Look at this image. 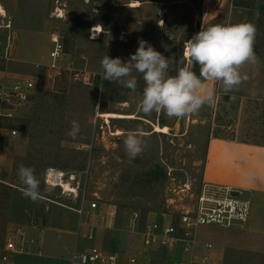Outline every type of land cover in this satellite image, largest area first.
I'll list each match as a JSON object with an SVG mask.
<instances>
[{"label":"rangeland","instance_id":"1","mask_svg":"<svg viewBox=\"0 0 264 264\" xmlns=\"http://www.w3.org/2000/svg\"><path fill=\"white\" fill-rule=\"evenodd\" d=\"M204 1L0 0L5 11L0 16V77L26 76L34 84L24 108L0 120V248L9 241H22L23 235L30 237L25 224L40 229L30 238L39 244L41 229L57 221L50 211L52 205L79 209L96 201L100 207L85 209L83 214L92 245L117 252L121 264H130V257L136 259L135 264H148L154 257H180L179 249L143 248L141 227L136 233L129 229L131 213H139L140 225L163 219L177 222L181 212L194 205L203 185L209 140L264 144V100L251 82L252 73L264 72V0H211L206 19ZM132 2L140 5L132 8ZM241 21L257 28L253 46L257 62L241 67V75L248 78L230 90L222 82L204 81L206 88L214 89V99L196 114L182 118L164 112L145 115L137 107L145 86L142 74L133 73L138 81L136 92L101 78L104 54L127 60L140 39L172 59L168 73L174 76L187 63L186 41L202 25ZM94 26H100V34L92 31ZM53 37L63 44L59 66L65 71L59 74L46 68ZM193 70L199 74V66ZM98 98L100 112L134 118L108 123L97 118ZM72 120L80 124L76 138L68 135ZM153 124L168 127L169 133H154ZM10 130L17 134L10 137ZM117 130L120 135H114ZM132 131L142 132L146 141L135 158L127 155L124 146ZM21 164L34 167L41 181L42 215L23 195L24 185L17 174ZM48 169L62 173L63 182L74 187L76 194L46 184ZM107 205L116 208L112 220L105 214ZM241 230L200 227L194 251L197 256L208 255L206 264H264V253L218 251L221 232L236 235ZM25 244L20 251L27 252ZM206 244L212 246L208 251ZM73 247L66 245V254ZM9 261L11 257L1 254L0 264Z\"/></svg>","mask_w":264,"mask_h":264},{"label":"clouds","instance_id":"2","mask_svg":"<svg viewBox=\"0 0 264 264\" xmlns=\"http://www.w3.org/2000/svg\"><path fill=\"white\" fill-rule=\"evenodd\" d=\"M256 33V26L249 21L202 25L201 30L186 41L187 63L174 76L168 73L172 59L140 39L139 47L127 60L104 54L100 75L104 81L119 82L136 92L138 81L133 73L138 72L145 85L138 111L145 115L164 112L169 117H186L212 103L214 89L206 88L204 81L222 82L224 88L230 90L248 78L241 75V67L257 62L253 47ZM196 66H199V74L193 70ZM79 132V122L72 120L68 135L76 138ZM143 137L140 131L127 133L124 146L130 158H135L146 147ZM17 174L24 185L23 195L33 202L38 201L41 181L35 168L21 164Z\"/></svg>","mask_w":264,"mask_h":264},{"label":"crops","instance_id":"3","mask_svg":"<svg viewBox=\"0 0 264 264\" xmlns=\"http://www.w3.org/2000/svg\"><path fill=\"white\" fill-rule=\"evenodd\" d=\"M210 3L211 0L204 1V19L207 17ZM251 82L257 85L254 89L259 99L264 100V72L252 73ZM258 84H263V87L259 88ZM202 184L230 188L234 192L241 193L251 202L250 216L242 226L241 232L236 235L228 232L219 234L220 249L218 251H226L230 248L243 252L264 253V144L217 138L209 140ZM33 204L36 213L41 210L40 215H42L45 207L43 199L40 198ZM52 207L49 210L52 214H56L57 221L49 222L41 229L43 236L39 244L37 240L30 238L38 234L40 229L25 224L26 233L30 237L23 235L22 241L14 240L15 250L13 251L5 249L6 242L0 248V259L1 254L5 253L11 257V261L6 264H71L70 255L74 250L80 252L94 246L89 241L92 235L88 232L83 215L85 209L89 210L88 206H81L80 213L79 209L64 205H52ZM109 220L112 219L109 218ZM89 235L91 238H88ZM24 243H26L27 252L19 250ZM66 245L74 246L67 254ZM38 248L41 250H37Z\"/></svg>","mask_w":264,"mask_h":264},{"label":"built area","instance_id":"4","mask_svg":"<svg viewBox=\"0 0 264 264\" xmlns=\"http://www.w3.org/2000/svg\"><path fill=\"white\" fill-rule=\"evenodd\" d=\"M52 50L49 55L50 62L46 68L54 73H61L65 69L59 66V59L63 53V44L57 37L52 38ZM34 84L29 77L18 76L8 79L0 77V120L12 117L14 111L24 108L32 98ZM16 130H10L9 136L14 137ZM57 173L56 170H46L45 183L49 185V174ZM62 174V173H61ZM54 178H52L53 180ZM59 178V180H61ZM63 181V180H62ZM57 183V182H55ZM73 190L76 189L73 187ZM96 201L90 203L91 210L98 209ZM251 202L239 192L221 187L203 184L195 198V203L191 209L182 211L177 222L171 220H161L146 222L140 225V215L133 211L130 216L129 229L131 232H138L141 227V244L145 249H161L175 252L179 249L182 259L172 258L167 260L154 257L148 264H206L208 255L197 256L194 251L196 244V232L200 227L218 226L221 228L242 227L250 216ZM80 213L81 210L79 209ZM106 216L113 218L116 215V208L108 205L105 211ZM136 229V232H135ZM89 238H91L89 236ZM211 244L205 245V250L211 249ZM5 249L15 250L12 242H7ZM173 257V256H172ZM4 258V257H3ZM122 259L115 252L106 251L96 246L87 248L83 251L74 250L70 255L71 264H121ZM130 264H135L136 259L130 257Z\"/></svg>","mask_w":264,"mask_h":264},{"label":"bare ground","instance_id":"5","mask_svg":"<svg viewBox=\"0 0 264 264\" xmlns=\"http://www.w3.org/2000/svg\"><path fill=\"white\" fill-rule=\"evenodd\" d=\"M140 4L139 2H132V4L130 5L132 8H135V7H138ZM5 15V11L4 9L0 6V16H3ZM59 16V15H58ZM93 32H97L100 34V26H94V28L92 29ZM92 39L93 40H96L97 37H96V34H93L92 36ZM186 58V57H185ZM210 86V84H209ZM100 101H99V98L98 100L96 101V105H95V110H96V117L97 118H103L105 119V121L108 123L109 120H123V119H132L134 118L132 115H123V114H119V113H113V112H100ZM152 129H153V132L154 133H159V134H168L169 133V129L168 127L166 126H159L158 124H153L152 125ZM121 132L119 130H117L114 135H120ZM63 174H61L60 172H57L56 174L55 173H50L49 174V180L48 182H51L49 183V185H52V186H60L62 189H64V191H67V192H75V190L71 189L69 187V184L65 183L61 180H59V178L62 177ZM52 178H54L52 180ZM57 182V183H55Z\"/></svg>","mask_w":264,"mask_h":264}]
</instances>
